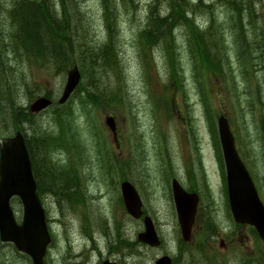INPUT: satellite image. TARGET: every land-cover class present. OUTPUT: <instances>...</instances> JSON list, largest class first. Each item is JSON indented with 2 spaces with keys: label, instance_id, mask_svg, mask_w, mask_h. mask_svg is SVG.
I'll return each instance as SVG.
<instances>
[{
  "label": "rangeland",
  "instance_id": "1",
  "mask_svg": "<svg viewBox=\"0 0 264 264\" xmlns=\"http://www.w3.org/2000/svg\"><path fill=\"white\" fill-rule=\"evenodd\" d=\"M132 1L133 5H139L138 12L124 11L118 18V33L116 31L115 37L118 43L116 67L114 71L107 73L104 70L101 74L87 70L85 75L82 74L81 86L64 107L73 113L76 141L69 137V143L66 142V145L71 151L68 152L66 147L61 146L57 151H53V159L60 161L57 163H61V166H72L75 160L83 164L81 167V164L79 165L78 178L87 186L85 190L89 188L97 198L100 195L105 196L102 200L97 199L95 204L91 201L92 206L95 208L100 205L105 216L111 219L118 189L115 191L109 180L114 178L115 174L117 180L120 179L117 163L123 165L125 160L130 161L134 157L130 170L126 171L122 179L132 182L138 189L144 208L153 218L163 240V246L154 249L138 245L137 235L143 230V222L129 216L121 236H124L125 242L132 243V250L136 254L128 255L126 248L120 247L122 254H115L118 261L125 264H155V260L164 254H168L173 260L178 258L180 251H184V255L176 264H241L242 260L258 259L264 254V241H257L250 233L249 226H236L227 206L222 170L213 141V138L218 140L217 130L211 128V119L201 98L184 29L176 30V59L181 71L179 84L176 86L159 47L155 48L148 67H145L139 53L137 34L143 26L142 22L146 21L154 0ZM189 1L193 3L198 0ZM245 1L246 4L248 0ZM251 2L253 22L250 21L251 13L243 12L247 42L245 48L249 50V55L243 53V58L239 54L241 46L237 43L241 35L238 34L236 23L232 21V9L227 6L228 0H204L203 3L210 4V8L200 7L189 13L190 19L198 21L202 30L207 29L212 18L219 26L217 35H220L223 43L226 57L224 66L228 73L202 71L203 93L207 98L216 129L219 116L228 118L239 153L251 168L264 200V0ZM13 3L14 0H0V56L11 65V71L15 69L20 76H28V82L32 84L29 89H35L33 98L25 88L15 90L17 107L27 112L29 104L36 97L50 93L48 97L53 100L55 106L36 117V122L45 129L55 125L50 115L59 106L57 102L67 81V71L55 74L48 67H33L30 71L27 62L14 60L13 56H17L13 48L15 38L12 36L15 30L8 14ZM76 3L82 13V19L89 22L88 34L92 40L98 45L105 43L107 30L102 0H76ZM82 50V47L78 48V53L72 57L73 62L82 60L83 64L87 63ZM24 59L25 57L23 61ZM98 70L100 71V68ZM207 74L210 76L207 77ZM220 74L221 77H216ZM99 75L103 76L107 84L120 87V105L110 106L107 100L99 107L82 106L80 98L89 89L92 76L97 78ZM172 95L173 101L167 109L163 102L166 104ZM156 97H159L160 101L155 99ZM8 98L9 94L4 92L0 85V140L18 130L11 117L12 107ZM108 116L115 119L116 138L105 124ZM69 158L73 163L68 161ZM135 159L139 160V163ZM107 162L113 169L110 173L106 170ZM191 162L198 179L196 182H190L188 179ZM166 164L170 167L168 170ZM75 167L77 168V164ZM199 167L202 170L201 176ZM174 177L186 188L190 185L191 188L198 187L204 199L203 209H200L198 221L193 229L192 240L182 248L178 243L181 235L170 191ZM209 201L216 205L214 222L219 226V230L214 236L206 233L202 228L203 224L201 225L202 211L205 212ZM44 204L48 209L49 219H54L51 221L52 230H82L76 212L62 215L68 204L66 201L48 198ZM13 208L20 222L23 208L17 202L13 204ZM61 215L65 218L64 221H61ZM58 235L61 234H55L56 241ZM77 240L79 244V237ZM60 244L62 247V242ZM200 244H203L201 249ZM79 248L77 246L78 250ZM105 254L106 248L102 244L100 259ZM60 255L61 252L59 257ZM2 257L4 264H30L25 257L18 256L10 249H4ZM97 263L98 261L94 264ZM57 264H60L59 259Z\"/></svg>",
  "mask_w": 264,
  "mask_h": 264
},
{
  "label": "trees",
  "instance_id": "2",
  "mask_svg": "<svg viewBox=\"0 0 264 264\" xmlns=\"http://www.w3.org/2000/svg\"><path fill=\"white\" fill-rule=\"evenodd\" d=\"M242 1L228 0L227 6L237 16L235 23L238 34L241 35V39L237 43L241 46L239 47V54L243 58V53L245 55L249 54L247 53L248 49L245 48L247 42L243 24L240 23L242 20L241 15L243 11L251 9L250 4L252 2L248 0L245 4L246 1ZM153 3L152 6L150 5L149 16L145 22H142L143 26L138 31L136 39L145 67L149 66L155 48L159 47L167 66L170 68V76L178 86L181 71H179V61L176 59L178 51L176 30L182 28L184 29L185 38H187V47L193 59L195 79H197L200 86H202L200 78L202 77V71L206 70L208 73L224 72V47L220 35H217L219 26L216 27V22L210 20L207 25L208 28L202 30L195 19H190L189 11L192 10L193 12L200 7L208 9L211 7L210 4H204L203 0H199L197 5L190 3L189 0H154ZM102 4L107 40L102 45H98L88 34L89 22L82 19V13L77 8L76 0H14L11 9L8 10L15 30L12 36L15 38L13 48L17 56H13L14 60L27 62L30 71L33 67L38 69L48 67L55 74L66 72L75 63L79 65L83 75L87 70L91 73L100 72L99 74L103 70L106 73L114 71L117 64L115 59L117 58L118 43L115 37L116 31L118 33V30H116L119 24L118 18L121 12L124 11L138 12L139 5H133L132 0H102ZM187 7L190 9L187 10ZM163 10H166V12ZM80 47L83 49V56L87 63L84 62L83 64L82 60L72 61V57L76 56ZM23 57H25L24 61ZM98 68H100V71ZM209 76L210 74H207V77ZM216 77H221V74ZM91 80L89 89L80 98L82 106L94 105L99 107L103 106L107 100L110 106L121 104L122 94L119 86L107 84L101 75L97 78L92 76ZM0 85L3 87L4 92L9 94L8 101H10L12 107L11 117H13L16 128L25 135L26 146L39 186L41 189H48L47 179H51V182L52 180H61L63 182L60 184H56V181L50 183L49 188L54 190V187H57L62 195L70 198L76 193L73 186H70V181L78 180V170L74 165L57 166L61 163H57L60 161L53 159L52 153L61 146L66 147V151L69 152L71 149L66 145V142L69 143L68 138L70 137L71 140L76 141L77 136L72 111L64 109L66 105L58 106L50 115L55 125L43 129L36 122L37 115L31 114L29 110L26 112L23 108L17 107L15 101L14 92L15 90L19 91L21 88L29 90L31 97H34L35 89H29L32 84L30 85L28 82V76H20V73L16 72L15 69L11 71V65L4 61L1 56ZM46 95L50 96V93ZM155 99L160 101L159 98ZM171 101H173V95L169 97L166 104L163 102L166 108L169 107ZM53 106H55V103ZM262 128L264 130V125ZM68 161L73 163L71 159H68ZM110 171L111 168H107V172ZM70 188H72V191H70ZM249 231L257 241H260L253 228H250ZM257 260L259 264H264V254L262 253ZM241 264L252 263L242 260Z\"/></svg>",
  "mask_w": 264,
  "mask_h": 264
},
{
  "label": "water",
  "instance_id": "3",
  "mask_svg": "<svg viewBox=\"0 0 264 264\" xmlns=\"http://www.w3.org/2000/svg\"><path fill=\"white\" fill-rule=\"evenodd\" d=\"M81 80L79 68L68 70V78L59 104H64L74 93ZM52 104L47 97L37 98L31 105L32 113H39ZM107 125L116 138V125L112 117ZM226 165L229 203L234 220L238 224L253 226L264 240V205L258 191L241 161L228 120L220 117L218 121ZM122 193L128 212L134 218L142 216V202L135 187L130 182L122 184ZM173 193L177 207L182 235L189 241L195 220L198 196L189 194L173 182ZM19 197L23 205V217L18 223L11 208L10 200ZM145 231L138 236L139 241L157 247L161 241L150 217L144 220ZM45 219V211L37 194V185L32 171L29 153L23 135L18 132L14 137L0 142V233L3 241L13 242L20 252L29 255L34 264H45L44 256L50 243ZM171 258L163 257L156 264H171Z\"/></svg>",
  "mask_w": 264,
  "mask_h": 264
},
{
  "label": "flooded vegetation",
  "instance_id": "4",
  "mask_svg": "<svg viewBox=\"0 0 264 264\" xmlns=\"http://www.w3.org/2000/svg\"><path fill=\"white\" fill-rule=\"evenodd\" d=\"M47 180L48 189L46 191L40 190L41 197L44 201L48 198L57 199L60 198L63 201L68 203V198L66 196H61L59 189L53 191L49 188L50 183H54L58 180ZM120 181V182H119ZM61 183L63 181H60ZM71 185L74 187H79L76 190V194L72 195L69 198V203L65 211L62 213L64 215L68 212H76L78 214L80 226L82 230H52L51 221L48 217V209L44 204L45 211L47 214V223H48V233L50 236V244L48 245L45 263L46 264H57L59 259L60 264H94L98 261L97 264H104V262L110 261L117 264H125L122 261L115 259V254L121 255L122 252L120 247H125L128 255L131 254V245L130 242H125L124 236H121L126 229L127 216L125 205L121 193L116 196L113 207L112 218H108L104 214V210L100 208V205L93 207L91 201L96 202L100 200L94 196L89 188L85 190V185L80 181H70ZM76 182V183H75ZM121 184V180L110 179V185H115V183ZM118 192V191H117ZM119 193V192H118ZM101 198V197H100ZM43 201V202H44ZM61 215V221H64L65 218ZM59 233L58 239L56 241L55 234ZM116 235V238H115ZM80 239L79 244H77V239ZM62 242V247L61 243ZM102 244L106 248V254L102 256ZM79 246V250L77 249ZM4 249H10L18 256L25 257L30 264H33L31 258L25 254L19 253L15 245L11 242H3L0 235V264L2 262V252ZM61 255L59 257V254ZM101 261V262H100Z\"/></svg>",
  "mask_w": 264,
  "mask_h": 264
}]
</instances>
